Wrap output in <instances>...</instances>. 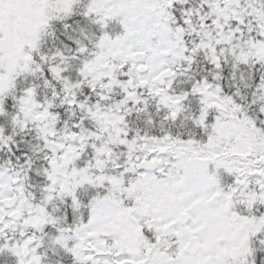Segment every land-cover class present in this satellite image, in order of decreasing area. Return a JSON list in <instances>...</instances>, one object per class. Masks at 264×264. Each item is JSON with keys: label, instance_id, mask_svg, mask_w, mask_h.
I'll list each match as a JSON object with an SVG mask.
<instances>
[{"label": "snow or ice", "instance_id": "snow-or-ice-1", "mask_svg": "<svg viewBox=\"0 0 264 264\" xmlns=\"http://www.w3.org/2000/svg\"><path fill=\"white\" fill-rule=\"evenodd\" d=\"M0 264H264V0H0Z\"/></svg>", "mask_w": 264, "mask_h": 264}]
</instances>
